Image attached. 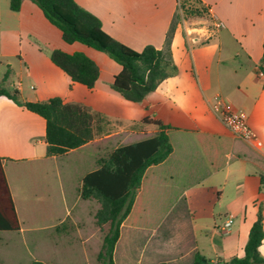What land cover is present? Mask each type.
<instances>
[{
	"label": "crops",
	"instance_id": "crops-1",
	"mask_svg": "<svg viewBox=\"0 0 264 264\" xmlns=\"http://www.w3.org/2000/svg\"><path fill=\"white\" fill-rule=\"evenodd\" d=\"M75 1L100 20L107 34L130 48L140 51L148 44L168 48L177 72L141 102L125 100L110 88L120 70L111 57L80 42H64L59 28L31 0H22L17 11L9 8L8 0H0V83L18 89L29 101L58 96L64 102L82 103L101 128L91 141L47 156L44 119L0 96V158L19 223L18 230H0V249L13 238L24 246L28 236L55 256L48 260L40 255L43 261H39L97 264L91 256L100 249L107 223H95L97 201L79 196L82 178L106 157L100 155L102 151L109 153L118 145L155 134L156 128L139 123L152 116L170 126L166 133L172 151L162 163L145 170L133 207L121 224L114 264H191L195 253L221 264L243 256L258 211L264 232L260 180L264 175V0H201L208 8L209 24L204 17L189 24L178 19L176 0ZM53 49L81 52L92 59L99 69L95 85L88 88L72 82L50 60ZM216 95L246 113L255 143L234 136L221 122L213 107ZM73 153L79 157L77 167L66 164ZM84 161L89 167L82 170ZM7 163H39L44 174L56 171L68 176L65 184L60 178L66 188L63 214L41 213L33 221L21 217ZM44 164L53 167L47 170ZM228 216L232 224L222 234ZM259 254L264 258V237ZM6 258L0 254L1 263Z\"/></svg>",
	"mask_w": 264,
	"mask_h": 264
},
{
	"label": "trees",
	"instance_id": "trees-1",
	"mask_svg": "<svg viewBox=\"0 0 264 264\" xmlns=\"http://www.w3.org/2000/svg\"><path fill=\"white\" fill-rule=\"evenodd\" d=\"M45 17L61 31L66 43L80 42L106 53L120 65L110 88L123 99L141 102L153 92L161 81L173 76L177 67L171 59L170 50L145 45L140 51L116 40L101 27L100 20L76 3L75 0H31ZM22 0H8L9 8L17 11ZM179 19L208 15V8L201 0H176ZM261 63H264V37ZM50 60L78 82L92 88L99 75L95 62L81 52L65 53L59 49L49 52ZM7 77L4 74L3 80ZM0 96L11 99L45 121L46 155H60L77 148L99 135L101 128L94 122L90 108L79 102H64L54 96L44 101H29L21 97L16 88L0 83ZM140 124L156 128L155 134L129 144L113 148L105 158L97 160V167L86 173L79 188L83 199H94L99 208L94 214L99 226L107 223L108 228L96 254L97 264H114V247L120 235L123 221L129 215L145 170L162 163L172 151L166 130L170 127L152 116H144ZM264 187V175H260ZM19 223L0 158V230H18ZM264 237L262 216L257 212L252 223L244 254L232 256L221 264H264L259 246ZM0 264H3L0 262ZM30 264H52L32 260ZM156 264H167L159 262ZM191 264H212L199 253H195Z\"/></svg>",
	"mask_w": 264,
	"mask_h": 264
},
{
	"label": "rangeland",
	"instance_id": "rangeland-1",
	"mask_svg": "<svg viewBox=\"0 0 264 264\" xmlns=\"http://www.w3.org/2000/svg\"><path fill=\"white\" fill-rule=\"evenodd\" d=\"M199 18L192 17L187 19V23L196 22ZM204 19H208L207 16H204ZM209 24L207 20L205 22ZM200 24V23H195ZM151 113V112H150ZM107 152H101L102 157L108 155ZM78 154L73 153L69 156L66 162L67 166L74 167L76 166V160L78 159ZM89 163L84 161L82 165V170L87 169ZM45 168L48 170L52 168V165L44 164ZM80 165V164H79ZM63 166L61 161L59 167ZM43 164L39 163H7L6 172L8 175V182L11 186L15 202L19 213L26 218H30L33 221L34 217L37 214H45L47 216H60L64 212L63 206V194L66 188L63 186L65 184L66 176L61 172L59 176L56 171H49L43 173L42 170ZM77 167V166H76ZM52 172V173H51ZM60 178L63 181H60ZM82 209V206H81ZM216 210L221 211L222 207L217 206ZM223 217L221 218V220ZM218 223H220V221ZM108 228V224L103 229L102 232L105 233ZM28 235V234H27ZM26 235V236H27ZM33 241V240H31ZM27 236V244L22 245V241L18 242V239H9L7 241V246H3L0 249V254L5 255L7 258L4 260V264H29V261L37 257L38 260H42L41 256H46L48 260H51L55 256L50 255L49 248H42L41 246L34 245ZM48 255V256H47ZM94 261L96 256H91ZM55 259V258H53ZM43 261V260H42ZM54 263V262H52ZM95 264V263H94Z\"/></svg>",
	"mask_w": 264,
	"mask_h": 264
},
{
	"label": "built area",
	"instance_id": "built-area-1",
	"mask_svg": "<svg viewBox=\"0 0 264 264\" xmlns=\"http://www.w3.org/2000/svg\"><path fill=\"white\" fill-rule=\"evenodd\" d=\"M214 109L219 113L221 122L233 133L234 136L250 143H255L256 135L248 125L247 115L243 110L230 106L219 95L214 97ZM232 224V217L228 216L220 228L222 234H226Z\"/></svg>",
	"mask_w": 264,
	"mask_h": 264
}]
</instances>
